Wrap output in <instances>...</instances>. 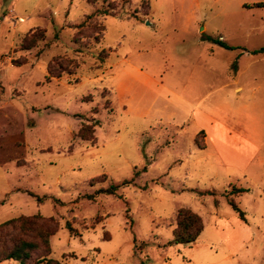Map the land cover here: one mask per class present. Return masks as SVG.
<instances>
[{"label":"rangeland","instance_id":"obj_1","mask_svg":"<svg viewBox=\"0 0 264 264\" xmlns=\"http://www.w3.org/2000/svg\"><path fill=\"white\" fill-rule=\"evenodd\" d=\"M255 1L0 0V223L53 216L61 264H264ZM34 28L44 38L21 49ZM58 65L75 72L49 77ZM180 207L203 220L191 244L169 243Z\"/></svg>","mask_w":264,"mask_h":264},{"label":"trees","instance_id":"obj_2","mask_svg":"<svg viewBox=\"0 0 264 264\" xmlns=\"http://www.w3.org/2000/svg\"><path fill=\"white\" fill-rule=\"evenodd\" d=\"M253 6L263 7L264 2L253 3ZM101 28L100 31H103ZM45 29L34 28L28 31L23 37L20 47L21 49H30L35 44L44 38ZM99 32L94 37L97 42L102 37ZM220 46L225 48H231L221 40H213ZM264 53V47L259 50L253 51V54ZM102 58V57H101ZM100 58V60H101ZM69 61L73 64V69L77 68V64L74 59L70 58ZM55 75L51 74L48 69L49 77H60L63 73L73 74L75 71L69 68H62ZM49 68V67H48ZM93 125L83 123L78 131V136L84 140L93 141L94 129ZM197 146L204 148V145L197 143ZM92 180L91 182H93ZM114 187H109L108 191L113 192ZM242 188H234L233 193L242 192ZM229 203L232 208L238 212L241 220L245 221L244 213L237 206L233 198H230ZM204 225L202 217L194 212L189 207H180L176 210L174 227L172 228V239L170 244H191L194 242L202 231ZM70 228L71 232H75L73 228ZM58 229V224L53 216H42L39 214L32 215H18L9 218L0 223V263L2 261L12 260L14 264H43V260L46 264H61L58 260L47 257L50 253V236L54 234ZM9 230L13 232L9 234ZM23 236H36L39 242L25 239ZM35 250H41L40 255L33 261L32 254ZM47 257V258H46Z\"/></svg>","mask_w":264,"mask_h":264},{"label":"crops","instance_id":"obj_3","mask_svg":"<svg viewBox=\"0 0 264 264\" xmlns=\"http://www.w3.org/2000/svg\"><path fill=\"white\" fill-rule=\"evenodd\" d=\"M255 3H256V1H255ZM23 19V18H22ZM123 71H124V69H123ZM144 75V72L142 71V69L141 68H136V67H130L129 69H127V70H125L124 71V76H123V80L124 81H128L129 82V84L130 85H128L129 86V89H138L140 86V88H142L143 86L141 85V84H139V83H137V79H139V77L138 76H143ZM231 83H233V84H235V88H236V86L238 85V84H240V83H238V80L237 79H234L233 80V82H231ZM237 87H239L240 88V91L242 90V85H238ZM234 88V89H235ZM119 90V89H118ZM119 92V91H118ZM254 92V91H253ZM53 235V234H52ZM51 235V236H52ZM50 236V237H51ZM4 262H8V261H2L0 264H3ZM5 264H7V263H5Z\"/></svg>","mask_w":264,"mask_h":264}]
</instances>
